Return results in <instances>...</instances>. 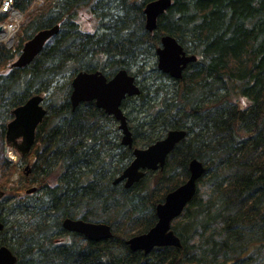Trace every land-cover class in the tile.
I'll return each instance as SVG.
<instances>
[{"label":"trees","instance_id":"16d2710c","mask_svg":"<svg viewBox=\"0 0 264 264\" xmlns=\"http://www.w3.org/2000/svg\"><path fill=\"white\" fill-rule=\"evenodd\" d=\"M149 1H14L23 21L11 48L0 43V245L16 264H252L264 249V0H172L153 32L144 27ZM56 24L29 65L11 67L25 41ZM163 34L197 57L180 79L149 65ZM132 67L140 93L122 107L134 145L169 129L186 134L162 170L125 188L113 181L132 150L120 143L116 121L93 101L73 109L69 96L79 71L111 77ZM36 93L47 113L21 157L26 175L7 156L5 130L11 110ZM191 158L205 172L172 222L182 246L131 251L125 240L155 224L156 204L186 180ZM16 167L18 188L8 186ZM30 184L36 190L26 193ZM66 217L107 222L113 235L91 241L67 232Z\"/></svg>","mask_w":264,"mask_h":264},{"label":"water","instance_id":"95a60500","mask_svg":"<svg viewBox=\"0 0 264 264\" xmlns=\"http://www.w3.org/2000/svg\"><path fill=\"white\" fill-rule=\"evenodd\" d=\"M172 0H151L143 7L144 27L148 32L157 28L158 17L171 6ZM59 31V24L44 28L24 42L11 67L22 68L29 65L41 52L47 41ZM156 68L172 79H180L183 70L197 57L187 53L177 39L170 34L160 36V45L155 50ZM140 88L136 78L124 68L117 70L107 78L100 70L94 72L79 71L71 80L70 102L74 109L81 102L93 101L95 106L118 122L121 132V144L132 148V160L114 179L113 183L123 182L125 188L138 182L146 170L162 169L169 153L186 134L185 129H169L165 135L146 147H133L132 131L121 104L126 97L138 95ZM44 97L33 94L24 103L11 110L12 118L6 123L5 143L22 157L29 154L35 143L36 130L46 115ZM28 165L25 166V174ZM188 176L184 182L167 192L162 202L155 206L156 223L144 233L136 234L125 240L131 251L148 254L154 247L172 246L180 248L181 239L171 228L172 221L179 217L186 205L192 200L198 180L205 172V166L197 158L188 162ZM35 190L29 188L27 193ZM0 191V196H2ZM62 226L67 231L82 233L88 240L101 241L112 234L111 227L105 222H91L81 218L66 217ZM4 228L0 220V230ZM17 257L6 245H0V264H16Z\"/></svg>","mask_w":264,"mask_h":264},{"label":"built area","instance_id":"2783aa9c","mask_svg":"<svg viewBox=\"0 0 264 264\" xmlns=\"http://www.w3.org/2000/svg\"><path fill=\"white\" fill-rule=\"evenodd\" d=\"M13 3L14 0H2L0 6V14L4 15V20L0 21V42H3L7 47L12 45L22 18Z\"/></svg>","mask_w":264,"mask_h":264},{"label":"rangeland","instance_id":"374dc122","mask_svg":"<svg viewBox=\"0 0 264 264\" xmlns=\"http://www.w3.org/2000/svg\"><path fill=\"white\" fill-rule=\"evenodd\" d=\"M83 23H84V21H83ZM85 26L88 29H91V30L93 29V24H91L88 21H86ZM153 61L151 59L149 65H151L152 63H155L156 62V56L154 57ZM135 70H136V68L135 67H132L130 69V71H131L130 73L132 74L133 72H135ZM137 79H139V77H136V80ZM137 82H138V80H137ZM127 110L124 109L125 113H126ZM134 116H136V113H133L130 117H134ZM133 124H135L134 121H133ZM138 146H140V145H138ZM140 147H142V146H140ZM8 148L9 149L6 152L7 153V156L9 158H11V160H13L14 162H17V164L20 165V169L24 171V168L27 165V163H25L21 159V156L14 150V148L9 147V146H8ZM22 182L23 181H22V179L20 177V171H19L18 167H16V171L12 174V176L10 178V182L8 183V186H12V187L18 188L22 184ZM30 186H32V185L30 184ZM198 186H200V183L197 184V188H198ZM205 190H206L205 187L204 188L202 187L201 188V193H203ZM7 191H8V189H7ZM257 254H258L257 259H256V261L254 263L252 262V264H264V249L262 248L261 250H259Z\"/></svg>","mask_w":264,"mask_h":264},{"label":"bare ground","instance_id":"6f19581e","mask_svg":"<svg viewBox=\"0 0 264 264\" xmlns=\"http://www.w3.org/2000/svg\"><path fill=\"white\" fill-rule=\"evenodd\" d=\"M1 3H2V0H0V6H1ZM13 68H16V67H13ZM102 72V71H101ZM103 73V72H102ZM32 96V95H31ZM47 113V112H46ZM35 187V186H34ZM69 232H75V231H69ZM76 233H79V232H76ZM144 233V232H143ZM82 234V233H80ZM83 235V234H82ZM113 235V233L111 234V236L109 238H111ZM109 238L105 239V240H108ZM17 262V261H16Z\"/></svg>","mask_w":264,"mask_h":264},{"label":"flooded vegetation","instance_id":"af4514ba","mask_svg":"<svg viewBox=\"0 0 264 264\" xmlns=\"http://www.w3.org/2000/svg\"><path fill=\"white\" fill-rule=\"evenodd\" d=\"M69 218H74V217H69ZM79 218H81V217H79ZM65 219V218H64ZM81 219H83V218H81ZM84 220V219H83ZM90 221V220H89ZM105 223H107V222H105ZM63 227V226H62ZM64 229V228H63ZM65 230V229H64ZM65 231H67V230H65ZM67 232H69V231H67Z\"/></svg>","mask_w":264,"mask_h":264}]
</instances>
